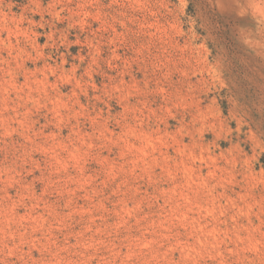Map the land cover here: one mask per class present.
<instances>
[{"label":"rangeland","instance_id":"374dc122","mask_svg":"<svg viewBox=\"0 0 264 264\" xmlns=\"http://www.w3.org/2000/svg\"><path fill=\"white\" fill-rule=\"evenodd\" d=\"M0 264H264V0H0Z\"/></svg>","mask_w":264,"mask_h":264}]
</instances>
